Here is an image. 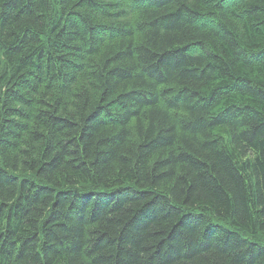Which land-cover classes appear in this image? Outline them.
Segmentation results:
<instances>
[{
	"label": "trees",
	"instance_id": "obj_1",
	"mask_svg": "<svg viewBox=\"0 0 264 264\" xmlns=\"http://www.w3.org/2000/svg\"><path fill=\"white\" fill-rule=\"evenodd\" d=\"M0 264H264V0H0Z\"/></svg>",
	"mask_w": 264,
	"mask_h": 264
}]
</instances>
